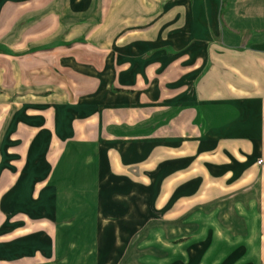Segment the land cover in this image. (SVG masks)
<instances>
[{
    "label": "crops",
    "instance_id": "crops-1",
    "mask_svg": "<svg viewBox=\"0 0 264 264\" xmlns=\"http://www.w3.org/2000/svg\"><path fill=\"white\" fill-rule=\"evenodd\" d=\"M138 227L120 264H264V0H0V264Z\"/></svg>",
    "mask_w": 264,
    "mask_h": 264
},
{
    "label": "rangeland",
    "instance_id": "rangeland-1",
    "mask_svg": "<svg viewBox=\"0 0 264 264\" xmlns=\"http://www.w3.org/2000/svg\"><path fill=\"white\" fill-rule=\"evenodd\" d=\"M157 192H158V190H157ZM157 192H154L153 193V195H152V197H151V201H152V204L154 205V203H156V204H158L159 202H160V198H161V196H160V194L159 193H157ZM171 207V205L170 206H168L167 208H170ZM172 216H174V214L172 215L170 212H169V210H164L163 212H161V213H154L153 215H151V217H150V221H152L153 223H155L154 221H156V223L157 222H161V221H166V220H168V219H173V218H171ZM151 222V223H152ZM142 228L141 227H138V228H134L132 231H131V234H130V236H129V239H128V241L125 243V245L122 247V249H121V251H120V257H119V259L117 260V262H116V264H120V263H122L124 260H125V258H126V254H127V252L131 249V247H130V245H131V242H134V240H135V237H137L139 234H140V232L142 231L141 230ZM76 233V235H80V232H78V230H76L75 231ZM153 232V231H152ZM155 232H157V230H155ZM149 236H151L152 238H156V236H155V234H153V233H150V235ZM178 239H181L180 237H177V239L175 240V241H178ZM155 240H151V242H152V244H150V250H151V253H152V255L151 256H149L150 258H148V256H146L145 257V263H147V262H149V264H158L159 262L156 260V256H158V255H156V254H154L153 255V253H155L156 252V250H154L153 248H156L155 247V244L153 245V242H154ZM132 248H133V246H132ZM138 248H140L139 246H138ZM157 249V248H156ZM139 254V253H138ZM150 259V260H149ZM148 260V261H147ZM104 261V260H103ZM103 261H100L99 262V264H101ZM126 261V260H125ZM130 263H131V261H130ZM141 264L143 263V262H140ZM182 264H188V262L187 261H183V263Z\"/></svg>",
    "mask_w": 264,
    "mask_h": 264
},
{
    "label": "built area",
    "instance_id": "built-area-1",
    "mask_svg": "<svg viewBox=\"0 0 264 264\" xmlns=\"http://www.w3.org/2000/svg\"><path fill=\"white\" fill-rule=\"evenodd\" d=\"M258 163H262V160H258Z\"/></svg>",
    "mask_w": 264,
    "mask_h": 264
}]
</instances>
